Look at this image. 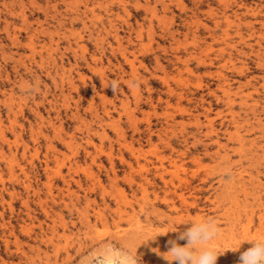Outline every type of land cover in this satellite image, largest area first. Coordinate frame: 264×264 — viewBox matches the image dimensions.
Returning a JSON list of instances; mask_svg holds the SVG:
<instances>
[{
	"label": "rangeland",
	"instance_id": "374dc122",
	"mask_svg": "<svg viewBox=\"0 0 264 264\" xmlns=\"http://www.w3.org/2000/svg\"><path fill=\"white\" fill-rule=\"evenodd\" d=\"M191 220L264 240V0H0V264H167Z\"/></svg>",
	"mask_w": 264,
	"mask_h": 264
},
{
	"label": "clouds",
	"instance_id": "9594fccd",
	"mask_svg": "<svg viewBox=\"0 0 264 264\" xmlns=\"http://www.w3.org/2000/svg\"><path fill=\"white\" fill-rule=\"evenodd\" d=\"M109 85L114 93L118 91L119 84L116 80L111 81ZM188 222H191V227L184 231H179L177 226L169 229L171 232H178V235L168 241L169 250L163 255L167 264H217L220 256L228 251L238 252L242 246L223 251L213 244L220 234L214 221L191 220L184 223ZM167 233L154 235L145 242L155 241L159 235ZM180 240H186L187 243L181 245ZM245 242L251 243L252 246L240 254L239 264H264V240L249 239L243 243ZM107 264H137V259L131 253L121 255L119 252H112Z\"/></svg>",
	"mask_w": 264,
	"mask_h": 264
},
{
	"label": "bare ground",
	"instance_id": "6f19581e",
	"mask_svg": "<svg viewBox=\"0 0 264 264\" xmlns=\"http://www.w3.org/2000/svg\"><path fill=\"white\" fill-rule=\"evenodd\" d=\"M251 36V35H250ZM251 38H253V37H251ZM258 43H260V42H258ZM248 96H250V95H248ZM252 98V97H251ZM244 103V102H243ZM245 104V103H244ZM211 124V123H210ZM238 127H239V125H238ZM238 136L240 137V140H244V138H242L239 134H238ZM232 141V140H231ZM161 168H164V164H162V167ZM176 173V172H175ZM180 181V180H179Z\"/></svg>",
	"mask_w": 264,
	"mask_h": 264
}]
</instances>
